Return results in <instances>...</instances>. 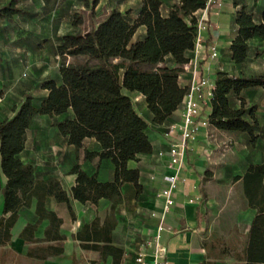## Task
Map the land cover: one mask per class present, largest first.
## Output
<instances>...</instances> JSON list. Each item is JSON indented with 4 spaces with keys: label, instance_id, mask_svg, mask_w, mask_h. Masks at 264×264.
Masks as SVG:
<instances>
[{
    "label": "crops",
    "instance_id": "crops-1",
    "mask_svg": "<svg viewBox=\"0 0 264 264\" xmlns=\"http://www.w3.org/2000/svg\"><path fill=\"white\" fill-rule=\"evenodd\" d=\"M100 1L97 5L84 9L82 13V25L85 27L87 22L85 29L80 27L83 36L107 15L101 17L97 13ZM176 1L178 0H165V6L169 7ZM22 7L33 16L22 14L13 19L0 17V120L13 117L27 95L36 100L45 98L48 95V90L43 87L45 81L55 79L68 85L64 75L67 69L61 68V53L68 50L65 48L69 42H74L67 37L74 33L73 0H28ZM112 8L127 12L134 19L141 8V0H135L133 5L126 8L119 4ZM238 8L234 0H226L221 8L213 6L197 12L199 22L205 28L201 31V42L199 46H195L192 60L197 61L195 64L200 74L208 77L214 86L217 73L222 70L234 75H264V46L259 38L251 41V54L245 63L237 65L231 58L229 48L236 36L234 20ZM99 18L101 19L98 20ZM5 30L9 33L6 34ZM144 33L145 28H139L133 41ZM7 42L13 48H7ZM213 44L218 48L217 58L211 57L210 46ZM14 53L18 54L17 57H12ZM195 64L191 62L185 65L180 75L182 85L189 87ZM23 73L28 76L26 79L21 78ZM98 84L96 90L86 82L69 87L72 101L70 114L86 126L94 130H111L118 120L124 118L127 104H132L137 111L148 117L145 97L135 92L126 93L127 100L108 107L86 104L83 101L85 94L103 91L100 83ZM257 89L264 93V88ZM201 104L205 113L211 112L212 104L206 95ZM261 108H264V101L261 102ZM182 112L183 107L174 113L175 122L181 120ZM63 118L49 115L35 117L26 133L22 160L34 165L38 179H59L69 195L76 184V176L70 173L76 163L87 171L97 173L100 181L112 180L115 169L111 160L100 157L85 159V150L100 151L98 141L87 138L82 148L76 151L55 125ZM162 128L150 125L148 134L152 152L140 155L127 164L129 169L139 171L141 189H137L132 182L121 185L122 202L115 213L117 225L113 230L112 240L114 246L123 250L118 264H139V255H142L144 264H154L155 261L154 236L164 211L163 200L157 195L166 187L165 176L170 173L167 167L170 160L169 143ZM214 132L220 138L231 133L210 127L206 143L187 154L179 187L175 191V204L166 213L158 247L165 264H203L206 261H214L215 264L243 263L234 253L242 251L256 211L248 206L241 182L237 181L234 183L241 186L246 215L238 216L230 230H226L229 224L227 220L215 223L209 219L213 203L206 197L205 188L214 179ZM0 179L4 187L7 178L1 166ZM225 180L223 179V183ZM45 208L61 219L59 227L49 218L39 221L37 199L34 198L31 206L19 210L18 218L9 230V240L4 239L5 232H0V264H114L112 255L102 260L99 252L85 249L83 243L88 242L77 237L78 232L86 225L97 219H100L101 224L104 222L110 209L109 201L102 199L97 204L82 203L71 197L67 204L49 197ZM9 216L10 213H4V196L0 192V220ZM213 234L226 241L222 248H225L227 254L223 258L209 257L207 253L205 242ZM58 235H63L64 239H56ZM58 245L62 247L61 253H58Z\"/></svg>",
    "mask_w": 264,
    "mask_h": 264
},
{
    "label": "trees",
    "instance_id": "trees-1",
    "mask_svg": "<svg viewBox=\"0 0 264 264\" xmlns=\"http://www.w3.org/2000/svg\"><path fill=\"white\" fill-rule=\"evenodd\" d=\"M99 1L73 0L74 8L77 3L79 7L74 12V33L67 37L78 45L62 51L61 68L85 71L100 83L103 91L85 94L83 101L86 104L108 107L127 100L126 93L135 92L145 97L148 117L127 104L124 118L111 130H94L70 114L69 86L55 79L45 81L43 87L48 90L45 98L36 100L27 95L13 117L0 120V166L7 178L4 187L0 179V192L4 196V213H10L9 217L0 220V232H5L4 239L9 240V230L17 220L19 210L31 206L34 198L37 199L39 221L49 218L58 227L61 219L45 208L49 197L67 204L71 197L94 204L105 199L110 202V209L104 222L95 220L78 232L77 237L88 242L83 243L85 249L99 252L102 260L112 255L114 264H118L123 250L114 246L112 240L117 225L115 213L122 202L121 185L132 182L141 189L139 171L129 169L127 164L152 152L148 134L151 124L162 126L164 132L176 123L174 113L183 107L188 91V86L180 83V75L193 59L198 36L197 12L205 9L207 0H178L169 7L165 6V0H141V8L134 19L127 12L112 8L83 36L80 30L83 16L79 10L93 7ZM22 2L10 0L0 8V17L13 19L22 14L32 15L20 5ZM234 2L239 8L234 20L236 36L229 50L233 62L241 65L251 54L254 38H259L264 46V0ZM141 27L145 28L144 35L133 41ZM69 56L75 58V62H68ZM257 87L264 88V75H234L219 71L211 101V127L245 134L250 143H255L260 124L256 108L245 106L243 93ZM39 115L63 116L55 125L76 151L82 148L85 139L95 138L100 151L85 150V159L111 160L115 169L113 179L100 181L97 173L83 169L79 163L70 170L76 176L70 195L59 179H38L34 165L23 161L21 154L25 149L27 130ZM233 180L241 182L248 206L256 211L247 241L242 251L234 256L243 262L241 264H264V159L250 164ZM56 239L63 240L64 237L58 235ZM60 245L58 253L62 252ZM224 245L225 239L217 234L205 242L209 257L214 258L226 256Z\"/></svg>",
    "mask_w": 264,
    "mask_h": 264
},
{
    "label": "rangeland",
    "instance_id": "rangeland-1",
    "mask_svg": "<svg viewBox=\"0 0 264 264\" xmlns=\"http://www.w3.org/2000/svg\"><path fill=\"white\" fill-rule=\"evenodd\" d=\"M7 1L8 0H0V7ZM27 2L28 0H25L20 5L25 6ZM134 3L135 0H101L96 11H98L97 13L102 17L103 15H106L112 7L118 4L123 6V8H126ZM77 5L78 3L75 8L78 10L79 6ZM79 11L83 13L84 9L81 8ZM100 19L101 18L98 20ZM86 26L87 22L85 23V27L82 25L81 28L85 29ZM5 32L6 34L9 33L6 30ZM6 44L7 48H13V45L10 42H7ZM76 45H78L76 42H69L65 49H70ZM17 55V53H14L12 57H17ZM11 60H13V58H11ZM68 62H75V58L71 56L68 57ZM64 72L65 79L70 88L76 87L78 83L83 82H86V84L95 90L98 88L97 86L99 84L93 82L96 80L84 71L65 70ZM27 77L26 73H23L21 78L26 79ZM243 95L245 98V106L248 108H256V115L260 124L257 141L255 143H250L245 134L239 132H231L222 138L214 132L212 134L213 145L215 148L213 156L215 161H213L214 166L212 168L214 179L205 188L206 197L212 200L213 203L210 208L211 212L209 214V219L215 223L219 220H227L229 224L227 225L226 230L232 228V225L238 216L246 215L247 212L241 186L234 183V176L243 173L247 166L261 161L264 156V108H261V102L264 101V93L257 88H252L245 90ZM223 179H226L225 183H223Z\"/></svg>",
    "mask_w": 264,
    "mask_h": 264
},
{
    "label": "built area",
    "instance_id": "built-area-1",
    "mask_svg": "<svg viewBox=\"0 0 264 264\" xmlns=\"http://www.w3.org/2000/svg\"><path fill=\"white\" fill-rule=\"evenodd\" d=\"M226 0H207L205 10L210 7L221 8ZM205 26L202 22L198 23V36L196 45H200L201 31ZM211 57L217 58L219 56L218 48L215 44L210 46ZM194 64L197 61H190ZM189 64V63H188ZM214 84L206 76L200 74L196 64L192 69V77L188 87L187 94L184 99L182 118L180 121L170 125L164 136L169 143V163L167 165L170 173L165 176L167 185L159 193L158 197L163 200L164 211L160 216V222L157 226V232L154 236L155 261L154 264H165L159 255L158 247L161 239L162 231L164 230V220L166 213L175 204V191L179 187L181 172L186 163V157L189 151L195 150L199 145L205 144L207 137L210 135L209 129L211 127L209 115L205 113L202 108V99L206 97L212 101ZM139 264H144L142 255L137 258Z\"/></svg>",
    "mask_w": 264,
    "mask_h": 264
}]
</instances>
